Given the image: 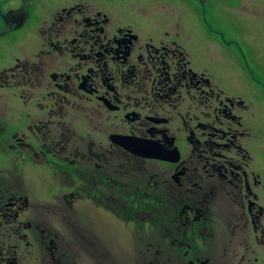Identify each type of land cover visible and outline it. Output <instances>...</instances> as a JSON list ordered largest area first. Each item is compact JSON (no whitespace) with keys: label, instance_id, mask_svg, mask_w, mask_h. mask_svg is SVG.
Returning <instances> with one entry per match:
<instances>
[{"label":"flooded vegetation","instance_id":"flooded-vegetation-1","mask_svg":"<svg viewBox=\"0 0 264 264\" xmlns=\"http://www.w3.org/2000/svg\"><path fill=\"white\" fill-rule=\"evenodd\" d=\"M29 17L27 4L5 14L0 37ZM28 43L25 60L0 73V88H43V101L33 93L26 100H38L45 112L38 118H64L66 109L83 112L95 129L110 122L101 128L108 144L96 146L89 137L90 145L77 146L75 161L67 163L58 158L68 151L61 140L35 138L39 129L30 124L26 137L35 138V145L31 140L12 147L26 162L38 164L32 155L45 161L53 156L72 168V178L63 180H73V188L60 185L53 202L71 208L100 204L104 214H80L78 208L73 220L67 214L29 215L48 204L30 203L23 174L15 173L21 170L2 171L0 264H113L114 252L127 251L139 252L137 264H264V105L253 88L239 94L219 88L198 70L178 35L142 39L132 26H115L108 10L96 6L57 8ZM259 82L255 92L264 98ZM114 120L128 133L106 130ZM116 137L157 141L172 161L134 155L114 144ZM174 150L178 154L170 155ZM154 161L170 167L166 181L148 173ZM147 186L156 200L166 194L167 213L132 205L144 200ZM49 216L66 227L57 231ZM121 234L128 236L124 243Z\"/></svg>","mask_w":264,"mask_h":264},{"label":"rangeland","instance_id":"rangeland-1","mask_svg":"<svg viewBox=\"0 0 264 264\" xmlns=\"http://www.w3.org/2000/svg\"><path fill=\"white\" fill-rule=\"evenodd\" d=\"M26 4L30 13L28 22L10 34L0 37V73L13 69L18 62L25 60L29 49L28 41L35 36L42 20L49 19L57 8L82 4L108 10L115 26H132L142 39L146 36L160 39L178 35V40L187 48L198 70L207 72L219 88L231 94H239L242 89L253 88L261 107L264 105L262 93L259 92L258 96V91L255 92V88H262L255 82H264V0H0V35L4 21L2 17L13 10L21 9L22 6L25 7ZM49 90L54 91V88L50 86ZM32 93L43 101L46 91L43 88H0V172L21 170L15 173L23 174L30 203L34 206L48 204L46 210L33 209L28 212L29 215L67 214V217L70 220L72 217L73 220L78 208L80 214H104L100 204L81 203L78 207L71 208L72 203L69 206L53 202V198L61 190L60 185L62 188L72 185L73 188V180L72 183L63 180L72 178L69 177V174L73 173L72 168L53 156H48L47 163L41 156L33 155L38 164L26 162L12 144L15 146L17 142L32 140L31 136L26 137L31 124L39 129L38 132L33 131L35 138L53 135L61 140V146L68 148V151L64 155L59 154L58 158L73 163L75 160L72 155L76 147L90 145V138H94L96 146L108 144L107 134L105 137L101 128L110 122L101 123L95 129L94 124L87 120L83 112L67 113L66 109L64 118H38L40 113L45 112L37 106L38 100L26 101L33 99ZM30 119L34 122H29ZM252 122L254 123L253 119L249 120V125H252ZM110 126L122 133H128L117 120L108 125L106 130H110ZM77 131L82 135H78ZM35 138L32 140L33 145ZM180 146L184 152L185 143ZM117 161L120 160L112 162L115 179L118 178L113 163L116 164ZM260 161L263 164L260 165L261 174L264 175V155L260 157ZM120 163L125 164V161L121 159ZM146 168L149 169L151 177L156 174L154 180L158 182L166 181L170 169L169 166L156 161L148 162ZM66 170L70 173L63 175ZM63 192L62 190L61 194ZM50 216V225L57 231L66 227V222L52 219ZM69 231L72 234V231ZM35 237L36 235L33 238ZM113 238L114 241H120L114 231ZM120 239L124 243L128 236L121 234ZM73 241V235H70L68 242ZM113 247L117 249L114 245ZM22 250L24 252L23 247ZM115 253L112 255L113 264H137L139 252ZM32 264L43 263L36 261Z\"/></svg>","mask_w":264,"mask_h":264},{"label":"water","instance_id":"water-1","mask_svg":"<svg viewBox=\"0 0 264 264\" xmlns=\"http://www.w3.org/2000/svg\"><path fill=\"white\" fill-rule=\"evenodd\" d=\"M112 142L125 148L127 151L133 153L134 155L140 156L144 159H160L172 161V157L166 155L165 150L157 141L144 140L132 137H116L112 139ZM169 154H178V150H174Z\"/></svg>","mask_w":264,"mask_h":264},{"label":"trees","instance_id":"trees-1","mask_svg":"<svg viewBox=\"0 0 264 264\" xmlns=\"http://www.w3.org/2000/svg\"><path fill=\"white\" fill-rule=\"evenodd\" d=\"M126 161L128 162V160L126 159ZM146 191L148 193H144L145 197L144 200L142 202H134L132 203V205L134 207H142L145 211H161V212H168L169 211V203L166 200L167 198L160 196L159 199L156 200V196H155V192L150 188L149 186H147ZM163 194V192H161V195ZM160 200V201H159Z\"/></svg>","mask_w":264,"mask_h":264}]
</instances>
